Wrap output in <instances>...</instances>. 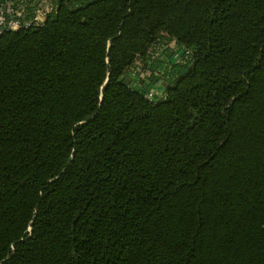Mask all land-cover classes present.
<instances>
[{"label": "trees", "instance_id": "trees-1", "mask_svg": "<svg viewBox=\"0 0 264 264\" xmlns=\"http://www.w3.org/2000/svg\"><path fill=\"white\" fill-rule=\"evenodd\" d=\"M53 4L0 34V264H264V0Z\"/></svg>", "mask_w": 264, "mask_h": 264}, {"label": "built area", "instance_id": "built-area-1", "mask_svg": "<svg viewBox=\"0 0 264 264\" xmlns=\"http://www.w3.org/2000/svg\"><path fill=\"white\" fill-rule=\"evenodd\" d=\"M49 10L38 8L33 15H26L24 8H17L13 2H0V34L5 30H19L44 24ZM139 62V61H138ZM140 78H144L142 74ZM158 95L152 89L145 92V96L154 99Z\"/></svg>", "mask_w": 264, "mask_h": 264}, {"label": "rangeland", "instance_id": "rangeland-1", "mask_svg": "<svg viewBox=\"0 0 264 264\" xmlns=\"http://www.w3.org/2000/svg\"><path fill=\"white\" fill-rule=\"evenodd\" d=\"M53 0H44L41 2V7L46 9V10H51L52 7H53ZM170 47H175V43L171 42L169 44ZM183 51L182 48H180L179 52H178V55L175 57V59H178L181 52ZM143 62V61H142ZM141 61L137 62V64L134 66L133 68V74L135 75H140L142 74L144 78L142 79H145L147 78V76L149 75V71H148V65L147 64H144L142 63ZM154 88V87H153ZM153 91H156L155 88L152 89ZM161 89H157V91H160Z\"/></svg>", "mask_w": 264, "mask_h": 264}, {"label": "crops", "instance_id": "crops-1", "mask_svg": "<svg viewBox=\"0 0 264 264\" xmlns=\"http://www.w3.org/2000/svg\"><path fill=\"white\" fill-rule=\"evenodd\" d=\"M155 90L161 89L159 92H163L165 89V86L162 83L155 84Z\"/></svg>", "mask_w": 264, "mask_h": 264}]
</instances>
